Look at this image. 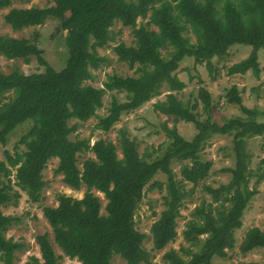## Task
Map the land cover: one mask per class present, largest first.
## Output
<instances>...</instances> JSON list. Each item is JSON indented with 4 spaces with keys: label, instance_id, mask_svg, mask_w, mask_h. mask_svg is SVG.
Returning a JSON list of instances; mask_svg holds the SVG:
<instances>
[{
    "label": "trees",
    "instance_id": "trees-1",
    "mask_svg": "<svg viewBox=\"0 0 264 264\" xmlns=\"http://www.w3.org/2000/svg\"><path fill=\"white\" fill-rule=\"evenodd\" d=\"M13 1L29 0H0V10L10 7ZM219 2L54 0L51 7L11 9L4 16V22L13 31L39 27L53 19L68 33L64 38L66 56L59 71L44 61L38 33L31 39L0 36V56L5 60L29 63L35 58L44 67L43 72L31 75L18 70L7 75L0 72V144L6 145L7 137L17 127L31 123L13 153L4 151L5 161H0V264H14L16 254L25 249L5 237L17 221L4 215L2 208L19 198L13 186L23 191L30 202L39 203L46 187L43 172L52 159L57 160L54 174L61 175L67 187L85 188L81 199L60 196L55 208L42 210L53 242L65 257L80 264H110L114 256L127 264H156L143 248L145 236L135 229L134 219L144 190L163 186L164 210L151 226L156 251L176 239L180 209L195 188L201 186L210 198L202 199L185 223L182 236L187 247L165 253V264H212L215 257H227L235 246V232L242 227L244 213L257 194L255 187L250 188V181H264V157L252 169L246 150L248 140L264 136V112L242 106L233 87L226 95L227 102L238 106L244 117L217 124L212 119L208 91H199L202 111L198 113L196 102L190 106L177 97L185 84L176 76L180 63L188 58L195 65H205L211 73L213 59H224L232 46L243 45L250 46L251 53L229 67L227 75L251 72L259 78L258 52L264 50V0H222L221 5ZM137 19L148 20L138 26ZM115 22L132 29L133 44L122 42L113 52L130 69L137 67L136 76H108L103 88L87 85L93 78L92 71L106 62L98 50L114 40L111 27ZM187 30L194 35V44L184 37ZM163 88L168 93L165 101L155 104L156 111L172 118L174 123L194 125L196 134L187 141L175 126L165 127L169 141L161 159L144 160L125 134L119 138L121 158L111 142L98 140L90 146L87 140H70L77 125L70 126L69 122H86L95 117L103 107L107 91L124 94L125 99L112 98L106 115L96 125L102 132L110 131L122 115L158 97ZM202 116L205 118L201 119ZM214 135L232 137L234 157L229 182L217 188L206 185L211 163L201 157ZM85 152L92 153L94 158H87L79 169L77 156ZM172 162L182 163L179 180L170 168ZM160 173L166 176L164 185L154 181ZM186 184L192 188L187 190ZM94 191L107 201L104 215ZM36 244L39 264H58L48 234L36 236ZM257 249H264V231L254 227L246 233L239 251L246 255Z\"/></svg>",
    "mask_w": 264,
    "mask_h": 264
},
{
    "label": "rangeland",
    "instance_id": "rangeland-1",
    "mask_svg": "<svg viewBox=\"0 0 264 264\" xmlns=\"http://www.w3.org/2000/svg\"><path fill=\"white\" fill-rule=\"evenodd\" d=\"M218 4H222L220 0ZM54 5V0H29L27 2L13 1L10 7L0 10V36L31 39L34 33L39 34V48L43 52L44 61L54 70L59 71L64 63L66 56V45L64 38L67 31H63L58 20H48L42 26L28 28L22 31H13L5 22L4 16L11 9H28V8H46ZM148 19H137V25H145ZM155 30V28H153ZM114 40L102 49L98 50L101 57L106 62L96 71H92V80L86 82L96 88H103L108 76L117 75L121 77L136 76V68L130 69L125 63L117 60L113 48L120 43L126 45L133 44L132 29L122 27L119 22H115L111 27ZM184 37L189 44L195 43V37L190 31L184 33ZM250 46L234 45L228 51V56L224 59L212 60V72L205 65H195L193 59H185L180 63L176 72L177 78L185 84V89L177 94V97L183 103L193 105L198 104L196 112L202 111V103L199 100V91L204 89L208 91L211 97L212 119L217 124H224L227 120L244 117L238 106L229 104L226 95L229 90L235 87L242 101V106L248 109H255L264 112V50L258 52V63L261 67L259 78L256 79L251 72L244 75H227V69L246 59L251 53ZM18 70L24 75L41 73L44 67L39 65L35 58L29 63L22 60H5L0 56V72L10 74L12 71ZM167 91L165 88L161 90L158 97L144 104L139 109L121 116L110 131L102 132L96 129L100 117H104L109 108L113 97L119 101H124L125 95L115 92H106L103 98V107L96 112V116L90 118L86 122H77L71 120L70 126L77 125L76 131L70 135V140H87L92 146L98 140H104L113 143L117 148V156L121 158V150L119 147V138L122 134L131 140L140 157L144 160L153 162L161 159L164 155L165 145L168 143V137L164 130L165 127H176L178 133L187 141H190L196 134L194 125L179 121L174 123L172 118L162 115L155 109V104L163 102L166 99ZM202 116L201 119H204ZM31 128V123H25L17 127L6 140V145L0 144V161H5L4 151L13 153L14 147L18 144L20 138L24 136ZM165 147V148H164ZM163 148V150H162ZM21 149V147H20ZM247 153L251 156L250 168H256L258 162L264 157V136L253 138L247 141ZM77 166L82 169V163L87 158H94L92 153H80L77 156ZM204 161L211 163L209 177L206 179V185L217 188L222 184H227L231 178L230 169L234 168V157L232 153V137L231 136H212L206 143L201 153ZM57 166V160L52 159L47 164L43 178L46 181V187L42 191V199L39 203H32L28 200L27 195L20 191L19 188L13 186V189L20 195L12 204L2 208V213L6 216L14 218L17 222L8 228L4 234L7 239L24 245L23 252L16 254L14 264H39L41 257L38 245L36 244V236L48 234L49 240L53 246L54 252L58 257V264H80L76 260L65 257L53 242L52 232L49 224L42 214L44 207L55 208L60 196H69L75 199H81L85 194V188L74 190L67 187L62 182L61 175H55L54 169ZM181 162H172L171 170L176 179H181L180 168ZM157 183L166 182L164 174H158L154 178ZM255 179H251L250 188H256L257 194L251 200L242 219V227L235 232V246L227 252V257L213 258L212 264H250L264 263V249H257L246 255L239 251L246 233L254 227L264 231V181L256 184ZM187 190L192 185L186 184ZM101 203V214H105V206L107 201L103 195L95 192ZM165 196V187L162 189L146 188L143 193L142 200L135 214V229L145 236L143 248L150 255L151 262L156 264H165L163 255L169 250L179 251L181 247L186 248L187 243L184 241L182 231L185 229V223L190 219L193 209L199 206L202 199L209 200V196L204 194L201 186L194 189L190 197L185 198L182 208L180 209V217L177 220V237L169 243L163 250H154L151 226L160 217L164 210L163 197ZM184 259L186 256L182 255ZM110 264H127L126 261L119 256H114Z\"/></svg>",
    "mask_w": 264,
    "mask_h": 264
},
{
    "label": "water",
    "instance_id": "water-1",
    "mask_svg": "<svg viewBox=\"0 0 264 264\" xmlns=\"http://www.w3.org/2000/svg\"><path fill=\"white\" fill-rule=\"evenodd\" d=\"M66 15H67V16H69V15H70V13H69V12H67V13H66Z\"/></svg>",
    "mask_w": 264,
    "mask_h": 264
}]
</instances>
